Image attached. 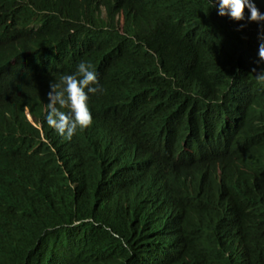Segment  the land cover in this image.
<instances>
[{
	"label": "trees",
	"instance_id": "16d2710c",
	"mask_svg": "<svg viewBox=\"0 0 264 264\" xmlns=\"http://www.w3.org/2000/svg\"><path fill=\"white\" fill-rule=\"evenodd\" d=\"M239 23L209 0H0V264H264V83ZM80 61L102 91L65 139L45 93Z\"/></svg>",
	"mask_w": 264,
	"mask_h": 264
},
{
	"label": "clouds",
	"instance_id": "9594fccd",
	"mask_svg": "<svg viewBox=\"0 0 264 264\" xmlns=\"http://www.w3.org/2000/svg\"><path fill=\"white\" fill-rule=\"evenodd\" d=\"M259 3L264 4V0H259ZM209 4L218 16L235 22L244 21L238 24L237 30L244 29L248 22L257 25V58L251 70L256 73L257 82L264 83V10L258 6V0H209ZM98 91H102V88L91 63L78 62L73 73L61 75L58 81H49L45 93L46 124L61 137L71 139L78 129L83 130L91 125L89 94ZM28 117L32 121L29 113Z\"/></svg>",
	"mask_w": 264,
	"mask_h": 264
}]
</instances>
